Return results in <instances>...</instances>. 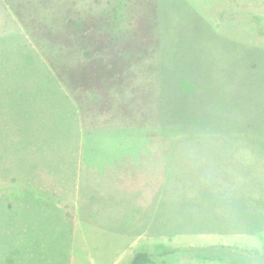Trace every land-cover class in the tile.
Here are the masks:
<instances>
[{
    "label": "rangeland",
    "instance_id": "374dc122",
    "mask_svg": "<svg viewBox=\"0 0 264 264\" xmlns=\"http://www.w3.org/2000/svg\"><path fill=\"white\" fill-rule=\"evenodd\" d=\"M0 29L29 38L62 76L94 40L133 44L108 111L81 120L98 132L122 127L119 148L135 151L136 190L125 193L130 203L120 194L119 227L137 228L136 248L156 254L264 232V0H0ZM111 200L96 199L88 214L70 207L72 231L36 237L46 249L34 264H97L112 248ZM149 220L151 234L142 228ZM65 239L68 253L47 248ZM259 247L206 248L190 255L195 263L180 252L168 264H264ZM9 264L25 263L11 256Z\"/></svg>",
    "mask_w": 264,
    "mask_h": 264
},
{
    "label": "crops",
    "instance_id": "0c3cea01",
    "mask_svg": "<svg viewBox=\"0 0 264 264\" xmlns=\"http://www.w3.org/2000/svg\"><path fill=\"white\" fill-rule=\"evenodd\" d=\"M83 125L71 94L31 40L19 32L9 37L7 29H0V264H9L11 256L25 264L41 262L46 248L39 247L36 237H68L70 207L82 205L88 214L94 212L96 199L111 197L112 248L99 251L97 264H130L137 253L157 251L136 248L137 228L132 232L130 224L119 227L120 194L125 196L123 203H130L125 193L131 186L136 190L130 172L136 166L135 151L119 148L114 131L98 132ZM10 206L14 214L9 215ZM151 225L149 220L142 228L151 234ZM231 236L212 238L205 247L233 246L250 253L264 247V232ZM9 237L17 239L16 246L6 243ZM68 247L65 239L47 248L68 253ZM187 247L201 248L190 243L175 249Z\"/></svg>",
    "mask_w": 264,
    "mask_h": 264
},
{
    "label": "trees",
    "instance_id": "16d2710c",
    "mask_svg": "<svg viewBox=\"0 0 264 264\" xmlns=\"http://www.w3.org/2000/svg\"><path fill=\"white\" fill-rule=\"evenodd\" d=\"M112 18L109 20L111 22H116L117 16H112ZM127 31L128 29L124 30V33H126ZM130 32L133 33L132 30ZM89 37L90 39L92 38V33L89 34ZM90 39L89 43L91 42ZM103 40L105 39H99L98 41L94 40L89 46H86L81 53V57L83 60H80L76 66H70L69 68H66L64 70L66 74H64L63 76L62 74H56L77 104L81 119L83 121L84 119L87 120L88 117L93 118L95 114L104 116V111L105 113L108 111L107 109L108 107H110L109 104L114 98L112 91L115 87L114 82L117 81L116 76L118 72H122L123 69H125V65H127L128 63L127 61H124L123 58L124 56L131 57L132 51L134 49L133 44H131L132 47L124 44L128 42L124 39H122V44L120 45L117 44L116 37L105 41ZM143 49V47L136 48V50L140 51V53L144 55ZM96 51L103 55H96ZM98 93L100 94L101 103L98 102V98H96ZM137 111L140 112V115L142 117L143 113L139 109H137ZM112 117H114V114ZM136 125L138 126L137 123ZM88 126L94 129L98 125H96L95 123H91ZM109 130L115 132V130L124 129L122 127H107L104 131L108 132ZM196 248L187 247L182 250L166 249L156 254L137 253L132 258L130 264H157L159 262L170 260L171 254L177 255V253L179 254L181 252L190 256L196 253L200 254V252L202 250H205L206 248L230 247L211 246L201 247L199 249Z\"/></svg>",
    "mask_w": 264,
    "mask_h": 264
}]
</instances>
